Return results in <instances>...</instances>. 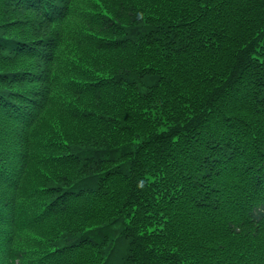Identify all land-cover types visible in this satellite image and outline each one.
<instances>
[{"label": "trees", "instance_id": "obj_1", "mask_svg": "<svg viewBox=\"0 0 264 264\" xmlns=\"http://www.w3.org/2000/svg\"><path fill=\"white\" fill-rule=\"evenodd\" d=\"M0 264H264V0H0Z\"/></svg>", "mask_w": 264, "mask_h": 264}, {"label": "rangeland", "instance_id": "obj_2", "mask_svg": "<svg viewBox=\"0 0 264 264\" xmlns=\"http://www.w3.org/2000/svg\"><path fill=\"white\" fill-rule=\"evenodd\" d=\"M78 4L82 6V4L85 2V0H77Z\"/></svg>", "mask_w": 264, "mask_h": 264}]
</instances>
